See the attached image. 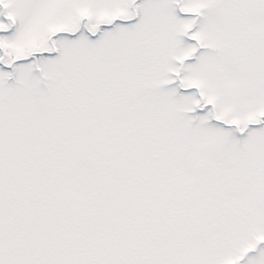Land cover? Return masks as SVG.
Here are the masks:
<instances>
[{"label":"snow or ice","instance_id":"1","mask_svg":"<svg viewBox=\"0 0 264 264\" xmlns=\"http://www.w3.org/2000/svg\"><path fill=\"white\" fill-rule=\"evenodd\" d=\"M0 264H264V0H0Z\"/></svg>","mask_w":264,"mask_h":264}]
</instances>
